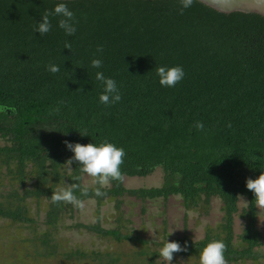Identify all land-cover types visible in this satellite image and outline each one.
Here are the masks:
<instances>
[{"label":"trees","instance_id":"obj_1","mask_svg":"<svg viewBox=\"0 0 264 264\" xmlns=\"http://www.w3.org/2000/svg\"><path fill=\"white\" fill-rule=\"evenodd\" d=\"M58 3L73 11L76 32L66 35L54 15L47 34L35 32L43 13ZM66 41L71 50L64 47ZM93 59H100L102 67H91ZM50 64L60 70L49 72ZM160 66H180L185 76L175 87L161 86ZM97 72L116 81L120 102H100L103 85ZM196 121L203 122V131L194 127ZM105 140L124 149L122 173L144 174L158 166L159 183L124 187L112 181L100 189L105 195L97 196L99 186L82 180L79 165L69 169L66 161L73 153L64 142L98 145ZM262 171L263 15L224 12L199 0L182 14L180 0H0V185L5 186L0 218L34 227L33 214L41 208L44 227L35 238L44 254L53 252L47 242L50 228L72 206L51 203L52 192L76 186L79 199L92 197L96 204L121 194L140 199L176 194L190 208L216 197L219 219L198 239L172 237L170 242L187 248L174 254L198 253L217 240L226 245V260L253 257L261 234L246 180ZM238 195L249 204L240 208L243 221L233 233ZM88 228L115 241L145 244L117 226ZM145 252L150 262L153 251ZM70 254L85 252H64ZM94 254L90 251L88 258L100 257Z\"/></svg>","mask_w":264,"mask_h":264},{"label":"rangeland","instance_id":"obj_2","mask_svg":"<svg viewBox=\"0 0 264 264\" xmlns=\"http://www.w3.org/2000/svg\"><path fill=\"white\" fill-rule=\"evenodd\" d=\"M124 187L157 185L161 178V170L153 167L144 174H124ZM84 182H92V178L82 174ZM0 185V189L4 188ZM85 203L83 210L70 207L65 210L51 227L48 241L53 252L44 254L45 248L37 237L39 230L44 227L40 223L42 209H37L35 226L0 218V264H166L159 258V249L164 242L172 237L186 236L191 240L200 238L206 225H213L220 217L219 200L210 197L205 205L184 208L176 194L164 198H137L128 194L104 199L96 204L92 197L81 199ZM116 201V206L114 203ZM30 209L34 211V201H28ZM42 200L39 207H42ZM244 204L236 199V210L232 214V230L237 233L242 224L240 208ZM262 215L256 208L255 225L260 230V242L253 247V257L243 259H229L227 264H264V230L261 227ZM97 224L101 227H115L122 232L138 235L145 240V244L133 240L121 239L115 241L108 236L96 234L88 225ZM86 225V226H85ZM172 233L171 235H169ZM81 250L85 254L81 257L70 254L68 250ZM139 249L143 253H138ZM153 251V258L149 262L145 251ZM90 251H97L99 258H88ZM199 254H174L171 264H199ZM113 258V260H112ZM107 259L110 261L108 262Z\"/></svg>","mask_w":264,"mask_h":264},{"label":"clouds","instance_id":"obj_3","mask_svg":"<svg viewBox=\"0 0 264 264\" xmlns=\"http://www.w3.org/2000/svg\"><path fill=\"white\" fill-rule=\"evenodd\" d=\"M193 3V0H180L181 14L183 9L189 8ZM60 17L58 20V26L66 35L72 36L76 32L75 27V15L65 3H58L51 11H45L42 19L37 22L34 27V31L40 35L47 34L52 27L50 16ZM65 48L71 50V44L65 42ZM97 52H103V46L97 48ZM91 67L101 68L102 61L100 59H93L91 61ZM47 70L51 73H57L60 69L57 65L50 64ZM156 75L159 77V83L164 87H175L185 76L184 70L180 66L165 67L160 66L156 68ZM97 81H100L103 85V92L99 96V100L102 104L111 105L121 101L122 97L117 88L116 81L112 78H107L103 72H97L95 74ZM81 90V89H78ZM63 104V101L60 102ZM53 112H59V108L52 110ZM194 127L199 130H204V124L202 121H196ZM228 127H231L229 124ZM66 147L73 153V156L69 158L66 163L69 165V169L75 163L79 165V170L82 174L92 178L94 184L99 187L96 189L95 194L97 196L105 195L100 191L101 188L110 187L112 181L123 182L125 179L124 173L121 171V165L124 162L126 155L123 148L117 147L113 143L104 142L97 144L88 143H71L64 142ZM76 186L61 187L52 192L50 201L53 204L64 203L71 204L74 207L83 210L85 207L84 201L79 199L75 195ZM246 188L254 196V205L259 211H264V171L255 178H248L246 180ZM82 195L87 194V188L81 190ZM237 198L245 206L249 204L244 196L238 195ZM170 233L169 235H171ZM187 251L186 247L176 241H166L159 249V258H163L166 264H171L174 253ZM226 245L223 241L213 240L209 242L199 254V264H227L225 259Z\"/></svg>","mask_w":264,"mask_h":264},{"label":"water","instance_id":"obj_4","mask_svg":"<svg viewBox=\"0 0 264 264\" xmlns=\"http://www.w3.org/2000/svg\"><path fill=\"white\" fill-rule=\"evenodd\" d=\"M220 11H248L264 16V0H199Z\"/></svg>","mask_w":264,"mask_h":264}]
</instances>
